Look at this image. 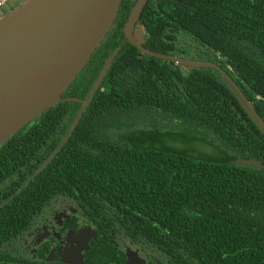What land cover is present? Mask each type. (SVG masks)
I'll return each instance as SVG.
<instances>
[{"label": "trees", "instance_id": "1", "mask_svg": "<svg viewBox=\"0 0 264 264\" xmlns=\"http://www.w3.org/2000/svg\"><path fill=\"white\" fill-rule=\"evenodd\" d=\"M139 1L122 0L105 40L63 94L66 101L0 144V185L20 167L32 172L31 165L38 159L37 168L39 149L47 148L45 157L59 150L51 161L44 160L35 179L0 209V243L16 232L13 229L18 221L50 190L87 191L83 185L91 181L99 185L95 195L105 197L111 192L117 201H140L137 191L122 194L117 188H104L101 192L100 185L112 184L108 172L115 167L111 157L94 160L90 168L100 170L94 177L68 171L79 170L75 163L90 162L86 156L93 152L82 144L93 114L98 113L101 122L114 116L108 122L125 131L128 139L146 138L152 141L151 146L156 138L186 144L178 148L164 144L162 164L156 167L146 160L143 168L177 171L174 189H163L159 195L145 193L144 201L147 216L168 219V230L179 236V261L186 252L196 264H264V132L218 70H187L178 63L151 57L130 43L121 44L123 33L128 40L125 28ZM138 23L147 33L143 47L151 52L193 60L184 56L181 43L187 39L197 43L208 55L206 61L232 78L264 120V0H148ZM117 45L123 46L109 61L110 68L100 71L107 52ZM104 51L103 62L96 64ZM80 100L90 102L86 105ZM97 107L105 109L95 110ZM79 108V122L72 130ZM147 124L153 129L132 130ZM60 139L64 140L59 147ZM195 141L220 156H189L193 154L187 145ZM135 147L138 154L139 145ZM239 158L256 159L262 167L237 164ZM183 263L188 264V259Z\"/></svg>", "mask_w": 264, "mask_h": 264}, {"label": "flooded vegetation", "instance_id": "2", "mask_svg": "<svg viewBox=\"0 0 264 264\" xmlns=\"http://www.w3.org/2000/svg\"><path fill=\"white\" fill-rule=\"evenodd\" d=\"M21 2L24 0H10L4 8L0 9V17L7 15L9 10H13ZM132 37H134V30ZM126 42L131 44L123 33L121 44ZM122 46L117 45L111 48L104 62L101 57L106 52L100 53L96 63L103 62L101 64L103 69L100 71L110 68L109 61L118 55V50L122 49ZM191 59L198 60L193 57ZM100 109L105 108L97 107L95 110ZM79 110L80 108L73 119L77 118ZM93 115L91 129L86 132V143H81L85 150L93 152V155L86 156L90 162L81 165L75 163L79 170L68 171L78 176L94 177L100 174V170L95 171L90 168L94 160L104 161L106 157H111V163L115 167L108 172L112 177V184L107 187L100 185L101 192H104V188L110 191L117 188L122 194L137 191L141 196L140 201L128 202L130 204L117 201L111 192L105 194V197L95 195V189L99 185L91 181H86L83 185L87 191L78 190L74 193L67 189L56 192L50 190L46 196L37 199L38 202L32 207L31 212L28 211L25 218L18 221V225L13 229L16 232L12 231L13 234L8 235L7 239L0 243V264H184L185 258L188 259V264H196L188 257L190 253L186 252L179 261L177 241L179 236L168 230L166 225L168 219L148 217L147 205L144 201L145 193L159 195L161 190L170 187L174 189L177 186L176 170H162L156 167L162 164L160 160L163 145L171 144L178 148V144L171 140L156 138L151 146L152 141H147L146 138L128 139L124 137L125 131L116 130L108 122L114 116H107L104 119L107 121L101 122L102 118L98 113ZM69 116L67 114L66 117L69 118ZM72 125H68L69 128ZM133 129L142 132L153 129V126L147 124L141 127L134 126ZM63 140L60 139V143ZM60 143L59 147L62 145ZM135 144L139 145L138 154L135 153L137 149ZM47 151V148L39 149L41 158L39 168L34 169V165L39 162L37 159L31 165L32 172H29L30 170L26 167H20L19 172L7 177L1 183L0 209L18 196L22 187L35 179L36 175L42 171L44 160L48 161L51 157H45ZM118 153L121 155L120 158L112 157ZM144 161L154 163L155 169L143 170ZM80 180L84 179L80 178ZM134 204L137 205L134 207ZM162 205L166 206L163 203ZM173 221L176 219L171 220Z\"/></svg>", "mask_w": 264, "mask_h": 264}, {"label": "water", "instance_id": "3", "mask_svg": "<svg viewBox=\"0 0 264 264\" xmlns=\"http://www.w3.org/2000/svg\"><path fill=\"white\" fill-rule=\"evenodd\" d=\"M147 2L137 3L126 25L131 44L151 57L178 63L187 70L206 67L218 70L264 132V120L218 65L154 53L128 36L131 21L137 24ZM121 3L122 0H27L0 19V144L52 106L66 101L63 94L105 40ZM81 102L87 105L90 100ZM236 163L262 167L256 159L239 158Z\"/></svg>", "mask_w": 264, "mask_h": 264}, {"label": "rangeland", "instance_id": "4", "mask_svg": "<svg viewBox=\"0 0 264 264\" xmlns=\"http://www.w3.org/2000/svg\"><path fill=\"white\" fill-rule=\"evenodd\" d=\"M24 2H26V1L24 0ZM20 5L21 4H18L17 7H19ZM4 16H2V17H4ZM128 28H130V30L128 31V36H130V37H131V34L133 33V30H134V37L133 38L137 44H142L143 42H145L144 40L146 39L147 33H146V31L142 25H139V24L136 25V24H134L133 21H131V24ZM181 47L183 48V51H185L184 56L187 55L191 58L196 57V58H198L197 61L205 62V60L208 57L205 50L198 47L197 43L191 41L190 39H187V41L182 42ZM201 50H203L204 53L201 52ZM174 143L179 144V142H174ZM184 145H186V144H184V143L179 144L178 147H183ZM187 146L190 149H192V154L195 156H198L201 153H205L206 155H208V154L210 155L211 153L215 152L210 146H208L204 143L197 142V141H195L191 145H187ZM211 155L212 156H214V155L220 156L217 152L214 154H211ZM189 156H191V155H189Z\"/></svg>", "mask_w": 264, "mask_h": 264}, {"label": "built area", "instance_id": "5", "mask_svg": "<svg viewBox=\"0 0 264 264\" xmlns=\"http://www.w3.org/2000/svg\"><path fill=\"white\" fill-rule=\"evenodd\" d=\"M10 0H0V9L4 8Z\"/></svg>", "mask_w": 264, "mask_h": 264}, {"label": "crops", "instance_id": "6", "mask_svg": "<svg viewBox=\"0 0 264 264\" xmlns=\"http://www.w3.org/2000/svg\"><path fill=\"white\" fill-rule=\"evenodd\" d=\"M25 1H27V0H25ZM23 2H21L20 4H22ZM18 7L16 6L13 10H9V12L8 13H10V12H12V11H14V10H16ZM0 19H1V17H0Z\"/></svg>", "mask_w": 264, "mask_h": 264}, {"label": "bare ground", "instance_id": "7", "mask_svg": "<svg viewBox=\"0 0 264 264\" xmlns=\"http://www.w3.org/2000/svg\"><path fill=\"white\" fill-rule=\"evenodd\" d=\"M141 25V24H140ZM131 37H132V34H131ZM108 65H109V63H108ZM106 70V69H105Z\"/></svg>", "mask_w": 264, "mask_h": 264}]
</instances>
